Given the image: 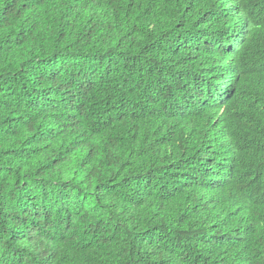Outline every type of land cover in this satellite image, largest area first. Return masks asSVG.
<instances>
[{
  "label": "trees",
  "instance_id": "obj_1",
  "mask_svg": "<svg viewBox=\"0 0 264 264\" xmlns=\"http://www.w3.org/2000/svg\"><path fill=\"white\" fill-rule=\"evenodd\" d=\"M0 264H264V0H0Z\"/></svg>",
  "mask_w": 264,
  "mask_h": 264
}]
</instances>
